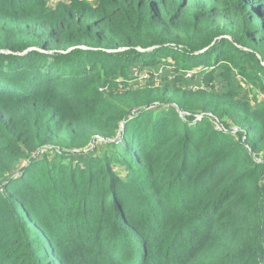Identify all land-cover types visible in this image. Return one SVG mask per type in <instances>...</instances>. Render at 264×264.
Wrapping results in <instances>:
<instances>
[{"label": "trees", "instance_id": "trees-1", "mask_svg": "<svg viewBox=\"0 0 264 264\" xmlns=\"http://www.w3.org/2000/svg\"><path fill=\"white\" fill-rule=\"evenodd\" d=\"M259 97L264 0H0V264H264Z\"/></svg>", "mask_w": 264, "mask_h": 264}, {"label": "built area", "instance_id": "built-area-1", "mask_svg": "<svg viewBox=\"0 0 264 264\" xmlns=\"http://www.w3.org/2000/svg\"><path fill=\"white\" fill-rule=\"evenodd\" d=\"M142 79L143 80H148L149 79V76L145 74V75L142 76ZM215 129L217 131H223V130H225L223 126H220V125H217V124H215ZM233 132H235V130H233Z\"/></svg>", "mask_w": 264, "mask_h": 264}, {"label": "rangeland", "instance_id": "rangeland-1", "mask_svg": "<svg viewBox=\"0 0 264 264\" xmlns=\"http://www.w3.org/2000/svg\"><path fill=\"white\" fill-rule=\"evenodd\" d=\"M60 1H61V2H65V3H66L68 0H51V5H52V6H54V5H55V3H58V2H60ZM259 99H261V100H263V101H264V99H263V98H260V97H259Z\"/></svg>", "mask_w": 264, "mask_h": 264}]
</instances>
